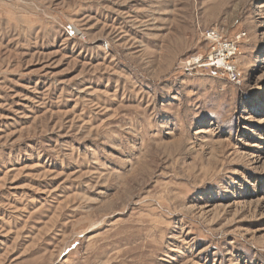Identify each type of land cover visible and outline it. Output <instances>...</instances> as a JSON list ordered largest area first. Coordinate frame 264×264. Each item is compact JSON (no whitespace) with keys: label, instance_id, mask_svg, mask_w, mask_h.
Segmentation results:
<instances>
[{"label":"rangeland","instance_id":"obj_1","mask_svg":"<svg viewBox=\"0 0 264 264\" xmlns=\"http://www.w3.org/2000/svg\"><path fill=\"white\" fill-rule=\"evenodd\" d=\"M0 264H264V0H0Z\"/></svg>","mask_w":264,"mask_h":264},{"label":"built area","instance_id":"obj_2","mask_svg":"<svg viewBox=\"0 0 264 264\" xmlns=\"http://www.w3.org/2000/svg\"><path fill=\"white\" fill-rule=\"evenodd\" d=\"M205 39L212 45V50L205 59L198 57L188 62L191 70L198 68H208L211 70H223L231 82H238V71L233 64V57L238 51V40L224 39L223 36L214 28L204 32ZM240 39V36L239 38Z\"/></svg>","mask_w":264,"mask_h":264}]
</instances>
